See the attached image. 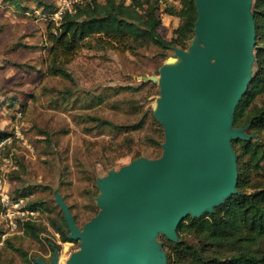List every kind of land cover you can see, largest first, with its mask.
<instances>
[{
	"label": "rangeland",
	"instance_id": "obj_1",
	"mask_svg": "<svg viewBox=\"0 0 264 264\" xmlns=\"http://www.w3.org/2000/svg\"><path fill=\"white\" fill-rule=\"evenodd\" d=\"M42 1L55 8L58 0ZM23 3L32 11L24 13L0 0V130L13 133L19 140L0 153V179L11 199L25 189L32 191L25 199L43 204L35 218L45 232L39 242L34 241L11 228L10 218L0 215V264H50L53 243L59 246L56 264H69L80 251L81 240L61 242L50 221L61 217L63 208L81 232L102 210L96 205L98 179L108 177L110 172L118 174L140 158L150 165L159 164L163 158V150L145 139L147 128L131 133L132 142L124 144L125 136L109 129L86 133L85 128L93 125L85 116L124 125L139 118L130 114L128 104L153 112L167 81L161 71L174 74L183 66V60L171 48L163 51L150 46L132 54L115 40L91 37L78 44L68 66L74 83L51 76L42 66V53L35 49L47 44L48 20L41 17L34 3ZM169 20L164 18L159 28L166 41L171 40L177 22L175 18ZM22 44L33 49L13 50ZM95 44L106 48L96 49ZM171 58L175 62L166 63ZM33 71L44 75L35 76ZM143 77L151 80L144 82ZM154 78L161 82H153ZM141 82L145 86H140ZM60 91H71L73 95L64 102L58 99ZM12 98L22 100L25 108L7 107L6 102L9 104ZM92 98L100 101L92 102ZM56 100L58 104L54 105ZM246 133L255 134L253 130ZM161 237L159 234L157 242ZM6 239L26 253L28 260L6 247Z\"/></svg>",
	"mask_w": 264,
	"mask_h": 264
},
{
	"label": "water",
	"instance_id": "obj_2",
	"mask_svg": "<svg viewBox=\"0 0 264 264\" xmlns=\"http://www.w3.org/2000/svg\"><path fill=\"white\" fill-rule=\"evenodd\" d=\"M195 4L198 18L189 48L171 47L183 66L174 74L161 71L167 81L153 115L164 131L163 158L154 165L140 158L98 179L96 205L102 210L81 232L62 208L68 238L81 240L69 264H165L158 235L176 241L183 218L212 212L236 192L231 141L247 137L232 121L254 61L252 0ZM57 259L55 250L50 264Z\"/></svg>",
	"mask_w": 264,
	"mask_h": 264
},
{
	"label": "trees",
	"instance_id": "obj_3",
	"mask_svg": "<svg viewBox=\"0 0 264 264\" xmlns=\"http://www.w3.org/2000/svg\"><path fill=\"white\" fill-rule=\"evenodd\" d=\"M4 4L24 13L32 9L23 2L31 1L36 10H41L42 18L48 20L47 44L38 49L42 53V66L54 77L74 83L68 70L77 53L78 44L91 37H103L115 40L125 50L136 54L140 49L154 46L163 51L175 47L186 50L194 38L195 23L198 12L195 0H176L177 6L166 9V13L178 21L172 31V38L166 41L159 33L162 26L157 16L156 0H133L130 5H124L115 0H80L74 3V13L63 14L58 21L50 23L48 16L53 13V4L42 0H3ZM251 15L255 29L254 61L247 89L239 99L233 112L232 128L244 129L247 139L231 141L236 160V192L232 193L212 212H204L198 217L187 215L175 229L176 241L161 237L158 242L165 253V264H264V0H252ZM96 49H105L103 44H95ZM33 49L22 44L13 50ZM165 59V58H164ZM163 59V60H164ZM9 62V61H8ZM20 68L21 65L9 62ZM35 76L44 75L33 71ZM140 86H145L141 82ZM137 89V88H136ZM135 90V89H134ZM71 91H60L62 101L73 94ZM77 100H75L76 102ZM100 98H92V102ZM7 107L25 105L19 98H12ZM54 105L58 104L56 100ZM131 115L139 118L130 124L116 125L106 119L85 116L92 127H86L85 132L91 133L97 129H109L115 134L125 136L123 143L132 142L131 133L147 128L149 133L145 139L153 146L160 147L164 142L162 125L154 117L152 111L143 110L139 106L127 105ZM88 109V108H84ZM253 130L255 134H247ZM258 136V137H257ZM13 133L0 130V153L8 149L15 141ZM162 149V148H161ZM7 154V153H6ZM139 158V154L135 155ZM32 191L27 189L11 200L25 199ZM44 208L40 202L25 201V209L39 212ZM1 209V205H0ZM16 228L23 236L39 242L45 232L37 220H21L15 217ZM50 226L59 235L60 241L77 242L68 238L64 216L50 221ZM3 244L11 250L20 253L26 260L27 254L15 248L9 239ZM58 244L53 243L51 250L57 251Z\"/></svg>",
	"mask_w": 264,
	"mask_h": 264
},
{
	"label": "built area",
	"instance_id": "obj_4",
	"mask_svg": "<svg viewBox=\"0 0 264 264\" xmlns=\"http://www.w3.org/2000/svg\"><path fill=\"white\" fill-rule=\"evenodd\" d=\"M97 2H101L103 0H95ZM117 2H122L124 5H130L133 0H115ZM157 1V16L162 20L165 19H174L166 13V9L171 6H177L178 1L176 0H156ZM80 2V0H58L55 3V8L53 13H51L48 18L52 21H58L59 18L65 14L74 13V3ZM169 20V21H170ZM3 142L0 144V146ZM25 201L26 199H18L16 201H12L8 192L2 186V181L0 179V215L4 214L9 219V225L11 228H16L15 221L12 220V217H20L21 220H36L35 216L37 212L30 211L25 209Z\"/></svg>",
	"mask_w": 264,
	"mask_h": 264
},
{
	"label": "crops",
	"instance_id": "obj_5",
	"mask_svg": "<svg viewBox=\"0 0 264 264\" xmlns=\"http://www.w3.org/2000/svg\"><path fill=\"white\" fill-rule=\"evenodd\" d=\"M176 20V19H175ZM177 21V20H176ZM177 24H178V21L176 22V24H175V26H177Z\"/></svg>",
	"mask_w": 264,
	"mask_h": 264
}]
</instances>
